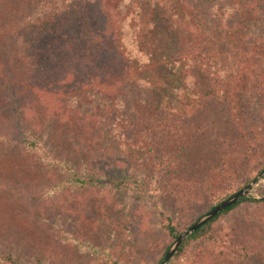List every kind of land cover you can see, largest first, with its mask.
I'll list each match as a JSON object with an SVG mask.
<instances>
[{
  "label": "rangeland",
  "instance_id": "374dc122",
  "mask_svg": "<svg viewBox=\"0 0 264 264\" xmlns=\"http://www.w3.org/2000/svg\"><path fill=\"white\" fill-rule=\"evenodd\" d=\"M80 1L82 20L65 29L60 46L41 43L43 62L51 67L94 65L112 85V93L95 89L75 99L54 100L48 110L60 104L58 109L67 112L76 100L81 114L75 124L70 118L55 120L54 141L43 145L46 155L23 147L0 154V264H7L5 256L21 264H156L175 242L164 230L166 219L181 234L212 206L244 188L251 200L221 216L208 235L192 242L185 261L193 264L215 244L240 239L243 246L234 247L233 257L240 253L248 258L238 264H264V172L257 174L264 170V0ZM70 3L79 0H0V50L6 57L11 53L10 25H21L25 16L42 20L56 6ZM86 21L97 34L92 40ZM187 63L204 64L222 79L230 78L231 96L206 97L196 80L182 75ZM6 79H0V105L12 113L11 96L17 93L20 104L44 112L47 104L42 99V105L32 104V90L22 77ZM10 80L13 85L8 86ZM146 81L157 90H141ZM39 93L33 90L35 98ZM118 99H125L126 107L114 115L112 103ZM144 102L148 107L142 110ZM4 113L1 128L12 126ZM129 119L133 123L126 125ZM136 119L145 123L138 125ZM169 120L174 139L183 137L191 144L193 163L203 157L192 151L202 145L206 149L204 180L165 185L173 167L158 164L164 142H153L146 134L156 131V122ZM221 120L241 129L240 144H246L247 152L234 164V152L240 153L242 146L225 145L222 152L233 165L218 175L210 153L215 143H223L216 131ZM87 125L96 126L88 130L90 137L80 130ZM46 132L37 133L40 141H48ZM128 179L140 180L148 192L153 189L151 197L143 200L110 186V181ZM172 258L167 264H173Z\"/></svg>",
  "mask_w": 264,
  "mask_h": 264
},
{
  "label": "trees",
  "instance_id": "16d2710c",
  "mask_svg": "<svg viewBox=\"0 0 264 264\" xmlns=\"http://www.w3.org/2000/svg\"><path fill=\"white\" fill-rule=\"evenodd\" d=\"M83 7L84 2L79 0L77 5H71L70 3L64 8H58L56 6L51 11L52 14L48 17H44L42 20L33 21L31 20L30 16H25L21 21V25H10V33L8 34V38L11 40V42L7 49L11 50V53L6 57L5 54L0 50V79H5L8 81L6 78H8L10 75L12 76V74L22 77L23 82H25L24 84L28 86L29 90H32L29 92L30 97L33 96L32 104L36 102V104L39 106V103L42 105L44 101L47 105L44 106L45 110L42 114L37 111L30 110L26 107V105L20 104V102L17 100L18 98L14 96L17 93H14V95L11 96V103L13 104L11 108L12 113H10V109L5 106L6 104L1 103L0 117L2 114H5L4 112H7V118L12 120V126L9 125L8 127H0V145L4 149V151L0 152L1 155H3V152L9 153L20 151L21 147L25 148V150L38 151L39 153L46 155L43 145L44 143L48 144L53 143L54 141L53 132L55 126L52 127V125L55 123V120L56 122H59L61 117L66 119L70 118L75 124L76 118L78 119L79 115L81 114V109L76 107L79 106L78 101L76 100L72 101V103L75 104L71 105V108L67 109V112H63L58 109L61 106L60 104L59 107L55 105V109L48 110L50 104H54L55 101L61 100L63 96H65V98L67 97V99L70 97L75 99L77 98V95L88 94L93 92L95 89H97L98 92L102 93L103 95H111L112 92L109 93L108 90L112 85H110V83H105V75L97 74V72L93 69L94 65L90 66L83 63L72 62L61 66L51 67L48 62H43L46 57L45 55H42V53H44V51L41 49V46L44 44L43 42L50 41L53 46H60L59 44L61 35H65V33L68 32L65 31V29H67L70 24L76 22L77 19L82 20L80 17H82L85 11ZM84 19L85 17L83 20ZM83 24L88 36L90 37V40L97 36L96 33H93V28L88 25L87 21ZM94 39L96 40V38ZM41 43L43 44L41 45ZM41 56L43 59L42 63L38 62ZM49 56L50 55L47 56V60ZM3 58H6V60L2 61ZM16 62L21 63L19 70L15 68ZM177 71L179 72V69ZM181 71L185 78L196 80L198 85L201 87V92L208 94L206 97L214 98L217 95H220V98L229 97L231 96V92H233L231 89L232 86L230 78L222 79V76L215 70L213 71V69H211L209 66L204 64L190 65L187 63L183 66ZM235 76L236 75H232V77ZM143 84H145L142 86L143 88L140 87V89L143 91L153 93L154 91L151 90H157V88H154L150 81H146V83L143 82ZM11 85H13V82L10 80L8 86ZM119 86H121V84ZM35 89L40 90V93L37 95L38 98L34 97L33 90ZM22 94L23 93H21V95ZM49 95H52L54 99H52ZM57 95H59V98L56 100ZM124 101L125 99H118L116 103H112L111 113L116 115L118 114V110H116L117 108L123 109L126 107ZM145 102L142 103L143 105H140L142 110L148 107ZM137 110H140V108L137 107ZM145 115H143V117ZM87 122L90 123L91 120L88 119ZM132 123L133 121L130 119L125 121L126 125H131ZM135 123H138L139 125L145 122L136 119ZM157 123L158 122L155 123L156 131L153 133L149 132L146 134V136L147 138L151 137L153 142H164L163 144H159V151H161L163 154V161L162 163L158 164H162L166 168L173 167V169L170 170V176L168 177L165 185L175 182L176 184L182 186L204 180L201 178L204 177L202 172L206 170L205 167L207 166L208 162L203 160L206 153V149H204L203 145L197 151H192L195 153L194 156H197L199 159L203 157L198 161V163L195 164L189 156L191 144L187 143V139H184L183 137H177L178 139H174L175 135L171 132V130L174 129L171 121L169 120L159 124ZM28 124H30V126ZM45 128L47 131L46 133L49 136L48 141H40V139L37 137V133H40V131ZM95 128L96 126L87 125L86 127H82L80 130L85 129V137H90L89 132L94 131ZM216 131L218 137L223 140V143H215V146L217 147L211 151L210 155L211 159L214 161L212 165L218 170V173L216 174L223 175L232 168L233 164L231 161H229V157L224 155L222 150L225 145L227 148L229 147L230 149H233L235 144H240L242 131L235 123L232 124L230 121L223 120H221L216 127ZM240 145L242 146V151L239 153V151L236 149L234 152L236 154L234 157L235 160L233 161L234 164H237L242 156H244L243 154L247 152L246 144ZM263 172L264 170L261 169L259 172H257V174H261ZM110 186L117 190L131 191L136 197L143 200L150 198V192L153 191V189H151L148 192L140 180L132 179L110 181ZM237 192L231 194V197ZM261 196L264 200V190L262 191ZM248 200L251 199L241 198L236 204L218 214L207 224L192 233L187 239L184 240V242L177 249L176 253L173 255V264H186L187 261H185V257L189 252L191 243L208 235L213 224L219 218H221V216L231 212L240 204L247 202ZM217 205L212 206L210 210L214 209ZM164 230L172 241H175L180 235V232L170 219L165 220ZM242 246L243 243L240 239L239 241L233 240L229 241L228 243L223 242L220 246L215 244V246H213L211 249L207 250L206 252H201L199 255H197L196 260H193V264H238V262L246 261L248 258L247 255L241 256L240 253L238 254L241 257H233V255L237 254L235 248ZM168 250L169 248L165 250L162 257L157 261L156 264H161ZM3 260L7 264H21L19 260H15L10 256L3 257ZM171 261L172 260H170V262Z\"/></svg>",
  "mask_w": 264,
  "mask_h": 264
},
{
  "label": "water",
  "instance_id": "95a60500",
  "mask_svg": "<svg viewBox=\"0 0 264 264\" xmlns=\"http://www.w3.org/2000/svg\"><path fill=\"white\" fill-rule=\"evenodd\" d=\"M249 194H250V191L247 188L240 190L239 192L234 194L232 197H229L228 199H226L222 203L218 204L214 209L210 210L204 217H202L201 219L196 221L192 226H190L186 231H184L183 233H181L177 237V239L175 240V242L173 243L171 248L168 250V252L164 256L161 264H167L171 260V258L173 257V255L175 254V252L177 251L179 246L192 233H194L195 231L200 229L202 226L207 224L209 221H211L213 218H215L218 214L222 213L223 211H225L229 207L236 204L241 198L247 197Z\"/></svg>",
  "mask_w": 264,
  "mask_h": 264
}]
</instances>
